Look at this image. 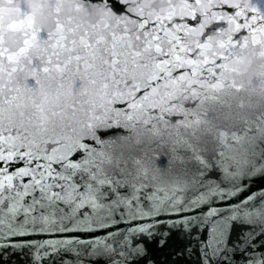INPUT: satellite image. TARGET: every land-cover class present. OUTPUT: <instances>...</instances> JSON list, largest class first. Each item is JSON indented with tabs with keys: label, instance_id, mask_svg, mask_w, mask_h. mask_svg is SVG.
I'll use <instances>...</instances> for the list:
<instances>
[{
	"label": "snow or ice",
	"instance_id": "snow-or-ice-1",
	"mask_svg": "<svg viewBox=\"0 0 264 264\" xmlns=\"http://www.w3.org/2000/svg\"><path fill=\"white\" fill-rule=\"evenodd\" d=\"M257 174L264 0H0V236L68 237L30 264H264Z\"/></svg>",
	"mask_w": 264,
	"mask_h": 264
},
{
	"label": "water",
	"instance_id": "water-1",
	"mask_svg": "<svg viewBox=\"0 0 264 264\" xmlns=\"http://www.w3.org/2000/svg\"><path fill=\"white\" fill-rule=\"evenodd\" d=\"M15 15L14 10H9L4 13L5 20L11 19ZM249 186L252 190L259 194L264 191V176L257 174L254 177L253 181L249 183ZM68 238L66 234H56V233H27L24 238H8L7 240L0 236V255H3L5 264H30V254L27 251H21L18 248H12V244H23L31 241L33 244H43L44 240H55ZM85 238V237H78ZM260 244H264V239L259 241ZM8 245V252L4 253V246ZM176 246V237H173V240L170 242L169 246L163 250H159L158 246L154 242L148 244L149 256L154 258L157 264H165V261L170 256L174 247ZM43 251V249H41ZM230 251V250H229ZM32 252H35V249H32ZM63 256L64 264H88L89 258L81 255V258L78 260L74 253L69 252L67 255L61 253ZM60 255L53 258L44 256L38 261V264H53V259H55L56 264H60ZM176 257L172 256L171 260H175ZM171 264V261L168 262ZM192 264H195V256L192 257Z\"/></svg>",
	"mask_w": 264,
	"mask_h": 264
}]
</instances>
